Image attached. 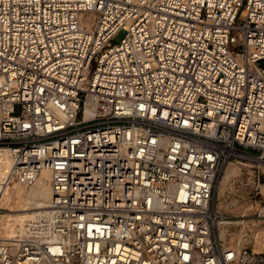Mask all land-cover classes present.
Segmentation results:
<instances>
[{
    "label": "built area",
    "instance_id": "obj_1",
    "mask_svg": "<svg viewBox=\"0 0 264 264\" xmlns=\"http://www.w3.org/2000/svg\"><path fill=\"white\" fill-rule=\"evenodd\" d=\"M262 62L264 0H0V214L52 192L0 264H264L215 201L228 163L263 194Z\"/></svg>",
    "mask_w": 264,
    "mask_h": 264
},
{
    "label": "bare ground",
    "instance_id": "obj_2",
    "mask_svg": "<svg viewBox=\"0 0 264 264\" xmlns=\"http://www.w3.org/2000/svg\"><path fill=\"white\" fill-rule=\"evenodd\" d=\"M0 162H2L5 168L9 165V156L7 154L0 155ZM242 170V165L235 163H228L224 166L223 177L219 182L220 188V199L225 196L226 191L229 189L230 182L233 178L238 176ZM3 172H0V177ZM221 178V177H220ZM50 173L48 171H43L39 180L32 186H24L19 183L7 188L4 196L2 198L1 207L4 213L0 214V234L3 238H9L15 235L18 231L24 219L32 217L39 209L47 206L48 201L52 196L51 186H50ZM250 183L253 185V178L250 179ZM262 193L264 194V183L261 184ZM233 205H238L237 201L232 203ZM244 207L239 211L243 213L242 216H246L249 206L243 205ZM259 213H264V205L256 206ZM253 209V208H252ZM217 212L223 214L219 209ZM232 223H241L243 225L242 230L233 235L230 233V225ZM259 220L251 224L250 221L239 220L231 221L226 218H220L218 221L219 236L223 240L225 245L246 246L248 239H253L255 252L264 251V226L260 227ZM249 229L252 234H249ZM230 241L228 236H231Z\"/></svg>",
    "mask_w": 264,
    "mask_h": 264
},
{
    "label": "rangeland",
    "instance_id": "obj_3",
    "mask_svg": "<svg viewBox=\"0 0 264 264\" xmlns=\"http://www.w3.org/2000/svg\"><path fill=\"white\" fill-rule=\"evenodd\" d=\"M124 34L121 32L115 38L114 42H120L123 38ZM264 64V62H262ZM223 175L219 179V182L222 180ZM249 177V168L246 166H242V170L238 176L232 179L229 185V189L226 191L225 196L220 199V188L219 182L217 185L215 201L217 209H219L223 214L228 217V220L231 221H239V220H246L250 221L251 224L255 223V221L259 220L258 214L259 210L256 206L264 205V194H261L254 185H252L248 181ZM248 182V183H247ZM234 201L238 202V205H233ZM243 205L249 206L250 209L246 216H242L243 213L239 211L244 207ZM253 208V209H252ZM4 213V210L3 212ZM1 213V214H2ZM243 217V218H241ZM260 227L264 226V218L260 222ZM243 228L241 223H232L230 225V233L233 235L238 234ZM217 231L219 233V229L217 227ZM249 234H252V231L249 229ZM232 235L228 236V240L230 241ZM247 247L253 249L254 242L253 239H248L245 244Z\"/></svg>",
    "mask_w": 264,
    "mask_h": 264
}]
</instances>
